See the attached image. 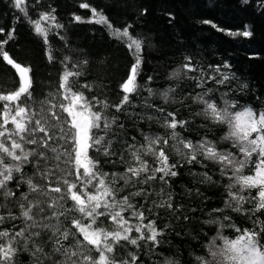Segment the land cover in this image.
Returning a JSON list of instances; mask_svg holds the SVG:
<instances>
[{
    "label": "trees",
    "instance_id": "1",
    "mask_svg": "<svg viewBox=\"0 0 264 264\" xmlns=\"http://www.w3.org/2000/svg\"><path fill=\"white\" fill-rule=\"evenodd\" d=\"M81 4L89 7L82 8ZM24 7L27 16L13 6L12 0H0V29H3L0 42L7 40L3 50L17 63L30 67L32 91L37 101L51 99L47 94L58 92L65 64L82 73L75 78L76 87L89 99L106 101L110 106L121 101L124 95L121 84L135 60L126 45L117 41L105 25L95 22L93 9L102 13L116 29L131 25L130 34L142 41L138 94L130 97L131 104L125 106L124 111L117 113L115 107L108 109L109 115L118 116L119 123L124 125L123 128L114 126L113 139L118 141L112 149L115 154L110 159L102 153L92 155L103 172L124 173L133 162L126 145L139 147L145 143V135L160 136L169 139V144L161 143V147L165 148L169 162L177 166L178 175L166 184L159 179L148 184L133 179L125 186L123 179H117L119 195L130 196L132 203L148 218L144 223L153 220L157 229L163 231L162 242L155 248L144 241L139 242V247L131 244L117 247L118 260L128 258L131 252L138 255L139 264H200L197 257L211 259L208 249L220 231V223L259 230L254 221L264 222V210L253 216L250 202L243 204L241 212L228 207L227 186L231 183L228 179L231 173L224 174L220 164L203 155H198L197 162L187 163L184 155L187 150L171 139L172 130L164 126L165 120L157 109H163L165 115L172 112L178 121L187 122L183 128L175 129L181 139L191 140L193 144L206 139L219 151L240 156L238 149L223 139L227 126L207 119L202 113L204 105L194 97L208 92L205 98H211L221 107L223 100L228 99L237 101V107L264 108V0H248L247 3L244 0H26ZM41 12L52 13L55 21L49 23L61 25L52 28L48 44L35 34L29 23V19H38ZM76 16L81 17V21H77ZM245 31L251 35L244 36ZM9 32L13 33V39H8ZM49 52L54 57L51 62ZM188 63L195 71L189 72L183 67ZM225 64L229 67H224ZM224 77L228 79L223 84L218 83ZM201 83L203 86L197 87ZM18 86V76L0 55V94H9ZM148 89L152 90L151 94ZM169 89L174 91L168 93L166 101L163 93ZM2 106L0 102V108ZM36 107L38 110L39 104ZM143 158L155 164L153 156ZM35 159L24 166V179L31 177L35 183L46 186V181L35 174ZM45 167L41 161L40 171ZM61 167L66 166L61 164ZM251 171L252 165L245 169V174ZM19 179L16 174V179L9 184L16 193L15 199L5 201L0 196V204L8 205L0 208V214L6 216L11 210L17 219L6 220L0 224V230L15 226L13 231H19L25 226L18 201L22 192H28V187L25 183L17 188ZM141 188L143 195H132ZM242 194L254 197L256 190ZM169 196L176 211L158 206ZM215 209L222 211H213ZM124 215L129 217L130 213ZM225 215L230 220H223ZM66 223L70 227V218ZM110 224L106 220L103 226ZM223 235L232 238L237 233L225 227ZM54 239L50 231L43 232L37 241L43 250L35 252L33 245L24 250V241L18 238L14 245L19 249L16 264H37V260L39 264H63L64 257L54 251ZM64 243L74 245L75 238Z\"/></svg>",
    "mask_w": 264,
    "mask_h": 264
},
{
    "label": "snow or ice",
    "instance_id": "2",
    "mask_svg": "<svg viewBox=\"0 0 264 264\" xmlns=\"http://www.w3.org/2000/svg\"><path fill=\"white\" fill-rule=\"evenodd\" d=\"M247 2L244 0V3ZM12 3L27 16L24 7L26 0H12ZM81 7L88 8L89 5L81 4ZM93 16L96 17V23L105 25L117 41L126 45L135 60L127 79L121 84L124 95L114 106L96 98L89 99L83 91H78L75 78L82 73L69 69L67 64L58 92H49L47 95L51 99L37 101L32 91L30 67L21 66L3 50L7 40L0 42V55L19 77L16 90L0 94V102L3 104L0 108V196L5 201L15 199L16 193L9 188V184L16 179V174L20 176L17 188L25 183L28 187V192H22L18 201L20 217L25 226L19 231H13L15 226L13 229L0 230V264H16L19 249L14 245L18 238L24 241V250H29L28 246L33 245L35 252H42L37 241L45 231H50L55 237L53 248L64 257L63 264H139L138 255L131 252L128 258L118 260L117 247H126L127 244L139 247V242L144 241L155 248L162 242L163 231L157 229L156 222L148 220L144 223L148 218L132 203L131 197L119 195L117 179H123L127 186L133 179L142 180L144 184L159 179L166 184L171 177H176L177 166L169 162L165 148L161 147V143L167 146L169 139L145 135V143L139 147L127 144L133 162L125 168L124 173L103 172L99 161L92 155L93 152L102 153L110 159L115 154L112 149L118 141L113 139L116 136L114 126L123 128L124 125L119 123L118 116L109 115L108 109L115 107L116 112L120 113L131 104L130 97L138 94L140 88L137 77L142 63V41L130 34L131 25L120 30L114 28L95 9ZM75 19L81 21L79 16ZM50 21H55V16L50 12H41L36 20L29 19L35 34L42 37L45 44H48L52 28L61 27L58 23L50 24ZM2 32L3 29H0ZM242 34L251 35L248 31ZM8 39H13L12 32L8 33ZM48 59L50 62L54 59L50 52ZM183 67L189 72L195 71L190 63ZM224 67L229 65L225 64ZM227 79L224 77L218 83L223 84ZM202 86V83L197 85ZM148 91L151 94L152 90ZM172 91L169 89L163 93L166 101L168 93ZM207 96L208 92L197 94L194 100L204 105L202 113L207 119L227 126L223 139L238 149L239 157L230 151H219L215 144L206 139L196 144L181 139L175 129L178 126L183 128L187 122L178 121L172 112L165 115L163 109L157 111L165 120L164 126L172 130L171 139L187 150L184 153L187 163L197 162L198 155H203L205 159L220 164L224 174L231 173L228 176L231 183L227 186L230 200L226 201V205L233 211L241 212L244 211L243 204L250 202L253 204L251 215L254 216L264 210V108L257 110L252 106L237 107V101L228 99L223 100L221 107L211 98L206 99ZM177 151L181 149L177 148ZM146 155L154 157V165L143 158ZM33 158H36L35 174L46 181V186L35 183L31 177L24 179L23 168L31 164ZM41 161L46 166L44 171H40ZM50 161L55 163L51 164ZM61 164L66 167H61ZM250 165L251 174H245V169ZM252 189L256 190L254 197L242 194L245 191L250 193ZM143 193L144 189L141 188L132 195L141 196ZM32 194L35 196L30 199ZM158 206L176 211L170 196ZM7 207V203L0 204V208ZM125 213H130V216L126 217ZM69 218L70 227L66 223ZM184 218L188 219L187 216ZM16 219L11 210L6 216L0 214V224ZM106 220L111 222L110 226H103ZM133 220L136 222L133 223ZM223 220H230V217L225 215ZM254 223L259 230L240 229L235 224L220 223V231L208 249L211 259L197 257L200 264H264V222L257 220ZM225 227L232 228L237 235L232 238L223 235ZM133 233L138 235L133 236ZM70 238H75V244L65 246L64 242Z\"/></svg>",
    "mask_w": 264,
    "mask_h": 264
},
{
    "label": "water",
    "instance_id": "3",
    "mask_svg": "<svg viewBox=\"0 0 264 264\" xmlns=\"http://www.w3.org/2000/svg\"><path fill=\"white\" fill-rule=\"evenodd\" d=\"M11 58V57H10ZM16 62V61H15ZM7 64V63H6ZM10 67H11V65H9ZM21 66H23V65H21ZM131 69V68H130ZM14 70V69H13ZM15 71V70H14ZM129 72H130V70H129ZM16 73V72H15ZM16 75L18 76V74L16 73ZM128 75H129V73H128ZM128 77V76H127ZM19 78V77H18ZM127 79V78H126ZM125 79V80H126Z\"/></svg>",
    "mask_w": 264,
    "mask_h": 264
}]
</instances>
